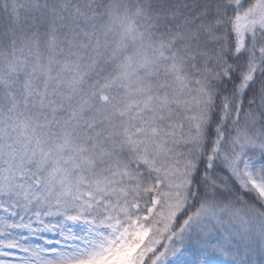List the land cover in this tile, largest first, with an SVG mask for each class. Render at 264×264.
Wrapping results in <instances>:
<instances>
[{
  "label": "snow or ice",
  "instance_id": "obj_1",
  "mask_svg": "<svg viewBox=\"0 0 264 264\" xmlns=\"http://www.w3.org/2000/svg\"><path fill=\"white\" fill-rule=\"evenodd\" d=\"M0 264H264V0H0Z\"/></svg>",
  "mask_w": 264,
  "mask_h": 264
}]
</instances>
